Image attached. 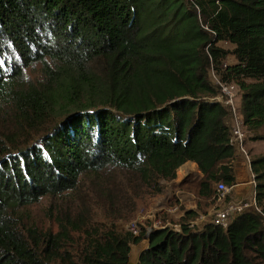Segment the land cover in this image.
Returning a JSON list of instances; mask_svg holds the SVG:
<instances>
[{
  "label": "trees",
  "instance_id": "obj_1",
  "mask_svg": "<svg viewBox=\"0 0 264 264\" xmlns=\"http://www.w3.org/2000/svg\"><path fill=\"white\" fill-rule=\"evenodd\" d=\"M219 42L234 46V63H222L229 53ZM37 64L43 80L25 82ZM211 71L239 89L249 141H264V0H0V107L19 128L0 134V264H127L144 230L111 224L80 238L87 224L69 209L58 212L56 232L23 215L108 168L159 190L193 163L197 180L189 174L181 187L195 193L196 210L184 216L205 213L216 185L236 179L233 115ZM53 118L36 142L12 149ZM249 164L261 214H238L226 229L187 221L153 230L135 264H264V155ZM123 195L93 190L110 212L116 203L132 210L138 196Z\"/></svg>",
  "mask_w": 264,
  "mask_h": 264
},
{
  "label": "rangeland",
  "instance_id": "obj_2",
  "mask_svg": "<svg viewBox=\"0 0 264 264\" xmlns=\"http://www.w3.org/2000/svg\"><path fill=\"white\" fill-rule=\"evenodd\" d=\"M216 46L229 53L222 61L223 64H232L235 62L230 54L234 48L233 45L219 42ZM210 78L213 83H216V78L212 71L210 72ZM23 79L25 82L29 83L41 82L43 80L41 66L37 64L26 70ZM235 90V100L239 106L241 94L236 86ZM221 98L222 95L219 96V99ZM13 114L14 113L10 107H0V134H7L9 132L15 133L16 130H19L18 123L15 122ZM55 121H58V119L53 118L49 122V125H44L42 127L37 126L34 130L23 132L22 135L16 137L12 142V149L15 150L26 144H33L49 126L54 124ZM242 131L245 134V145L246 140L249 139L246 137L244 129H242ZM258 143L263 144L260 141H258ZM244 150L249 154L246 147H244ZM193 172H197L196 166H182L177 170V177L175 180L159 181L157 186L159 190H157L154 188L148 189L145 186L137 188L138 184L135 185L130 182L131 175L129 173L117 168H108L97 175L84 176L80 180L76 189L77 192L69 197L63 199L44 198L38 204L25 208L23 211L24 219L28 223L35 224L42 230L56 232L58 229V212L67 211L69 209L73 216L81 215V219L87 224L86 226H82L83 229L79 230V233L75 235L80 238H82V234L80 233H83L87 227H90L94 232L97 229H104L106 226L115 224L119 231L131 232L130 229L132 225L135 224L139 229L138 234L143 230L146 232L137 245L131 246V252L127 263L135 264L140 249H145L148 245L147 230L152 228L153 225L156 226L157 222H160V225L175 231H179L180 224L187 221L195 228H201L204 224L210 223L216 209L224 207L217 203L215 192L213 197L215 202L213 205L207 207L205 213H201L202 211H200L199 217L195 220L185 219L184 213L186 211L196 210V195L192 190H184L181 187V184L183 180ZM251 175L252 173H249V180H251ZM196 180V176L193 175L190 183H193ZM133 187L135 190L131 189ZM93 190H113L117 200L123 198L124 190H127L128 192L130 190V192L136 194L138 198H135L134 201L128 200L130 202L129 206L132 207V210L128 209V206L125 203L122 205L116 203L115 209H112V212H110L104 201L100 202L98 199L96 200V198H94ZM252 193L253 188L251 186V190L243 196L244 199L250 201L252 199ZM231 200L238 201L239 199L234 198L233 193L230 191L226 195L225 205Z\"/></svg>",
  "mask_w": 264,
  "mask_h": 264
},
{
  "label": "built area",
  "instance_id": "obj_3",
  "mask_svg": "<svg viewBox=\"0 0 264 264\" xmlns=\"http://www.w3.org/2000/svg\"><path fill=\"white\" fill-rule=\"evenodd\" d=\"M216 83L220 88L224 105L230 109L233 115V129H232L230 142L236 147L237 150L243 152L244 133L242 131L243 129L242 122L239 117V111H238L239 106L237 105L235 100V96H236L235 86L222 84L219 81H216ZM250 185L253 188V193L251 195L252 199L250 201H247L245 199H239L238 201L231 200L228 201V203L225 205L226 195L231 191L232 188L227 187L223 183H218L215 187L216 199H217V203L220 204V206H224V207L223 208L220 207L219 209H216L214 211L210 223H212L215 226H219L223 229H226L231 219L238 214H241L246 211H255L261 214L260 209L257 207L255 203V190H254L255 182L253 175H251ZM262 216L264 217V215ZM162 228H166V227L160 225V222H157L156 226L153 225L152 228L147 230V234L149 235L153 230H158ZM130 230L134 235H138L139 229L135 226V224L132 225Z\"/></svg>",
  "mask_w": 264,
  "mask_h": 264
},
{
  "label": "crops",
  "instance_id": "obj_4",
  "mask_svg": "<svg viewBox=\"0 0 264 264\" xmlns=\"http://www.w3.org/2000/svg\"><path fill=\"white\" fill-rule=\"evenodd\" d=\"M252 142L246 140L245 145L243 144V152L236 150L235 159L233 161V167L235 171V185L232 187L231 192L236 199H244V195H246L251 190L250 180H249V173H251L249 160L253 156L264 155V141ZM244 147L248 149L247 154L244 150ZM186 165H193V163H186ZM192 167V166H190ZM191 169V168H190ZM143 249H140L141 252Z\"/></svg>",
  "mask_w": 264,
  "mask_h": 264
},
{
  "label": "water",
  "instance_id": "obj_5",
  "mask_svg": "<svg viewBox=\"0 0 264 264\" xmlns=\"http://www.w3.org/2000/svg\"><path fill=\"white\" fill-rule=\"evenodd\" d=\"M128 264V263H127Z\"/></svg>",
  "mask_w": 264,
  "mask_h": 264
}]
</instances>
